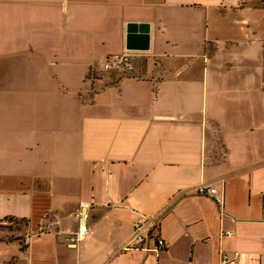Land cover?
Returning <instances> with one entry per match:
<instances>
[{
	"label": "crops",
	"instance_id": "1",
	"mask_svg": "<svg viewBox=\"0 0 264 264\" xmlns=\"http://www.w3.org/2000/svg\"><path fill=\"white\" fill-rule=\"evenodd\" d=\"M7 218L0 264H264V0H0Z\"/></svg>",
	"mask_w": 264,
	"mask_h": 264
},
{
	"label": "built area",
	"instance_id": "2",
	"mask_svg": "<svg viewBox=\"0 0 264 264\" xmlns=\"http://www.w3.org/2000/svg\"><path fill=\"white\" fill-rule=\"evenodd\" d=\"M125 61V56L116 55L115 61L113 62H119V64L123 63ZM113 63L109 62L107 63L104 68L110 69L112 67ZM200 194L205 195H211L215 196L216 189L213 187H207V186H200L199 188ZM220 202V199L218 200ZM154 214V215H147V214H141L137 217L134 223V232H133V242L127 243L125 246H123V249H145L146 251L150 249H154L157 251H160L161 249H165L167 247V242L162 238V236L158 232L159 228V221H160V215ZM52 225L43 224L39 229V232H51L52 231ZM87 234V231L84 229H79L77 232L72 234L70 237L72 244L74 245L78 240H81L85 235ZM224 235L233 236V231H224ZM155 241L153 247L150 245L151 240ZM239 256V251H235L232 255L228 254L227 252L223 251L221 252V262L222 264H229L230 262L236 261Z\"/></svg>",
	"mask_w": 264,
	"mask_h": 264
},
{
	"label": "rangeland",
	"instance_id": "3",
	"mask_svg": "<svg viewBox=\"0 0 264 264\" xmlns=\"http://www.w3.org/2000/svg\"><path fill=\"white\" fill-rule=\"evenodd\" d=\"M142 75V74H141ZM27 225L25 220H16L15 218H7L3 221H0V231H5V236L7 239L23 237L24 234L20 236L21 231Z\"/></svg>",
	"mask_w": 264,
	"mask_h": 264
}]
</instances>
